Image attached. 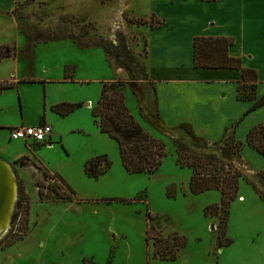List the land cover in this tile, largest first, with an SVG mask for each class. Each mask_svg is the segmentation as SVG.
<instances>
[{
    "label": "rangeland",
    "instance_id": "obj_1",
    "mask_svg": "<svg viewBox=\"0 0 264 264\" xmlns=\"http://www.w3.org/2000/svg\"><path fill=\"white\" fill-rule=\"evenodd\" d=\"M26 1L16 0L15 6L19 5L12 11H0V52L6 53L1 49L8 47L16 54L13 62L2 60L0 79L9 82V73L16 69L19 79L37 78L20 84L9 82L11 87L0 94V148L12 156H25L9 164L20 208L17 213L13 209L7 231L0 238V264H166L152 259V239L173 232L187 241L173 264H264V180L257 176L263 172L249 170L243 163L238 166L243 177L238 192L245 202L242 205L235 199L230 204L226 238L233 244L218 249L219 216L207 218L203 209L218 204L220 194L192 195L190 170L176 164V146L196 144L188 141L181 126L176 127L180 121L166 106L162 107L164 123L176 128H165L159 122L151 85L140 73L145 70L144 55L136 53L144 48V40L126 29L129 24L137 25L132 16H148L147 7L143 9L145 0L137 1L132 16L125 12L131 0ZM0 8H8V0H0ZM160 24L153 18L152 27ZM118 35L127 42L132 66L139 74L132 81L125 69L109 59L113 68L122 71L114 80L125 86V105L127 102L134 119L165 148L166 156L153 175L126 173L116 142L97 131L91 105L84 107L87 100L95 106L101 81H112L114 74L102 48L83 47L101 38L116 43ZM65 69L73 71L71 82H61ZM45 79L51 82L46 84ZM62 100L82 106L65 117L48 108V125L58 136L51 145L33 152L27 149L31 142L26 146L21 139L8 140L9 131L4 127L21 119H35L41 106ZM256 112L264 114V107ZM194 126L197 131L193 134L208 140V122H195ZM232 126L237 125L234 122ZM100 156L109 162L107 171L97 178L86 176L85 163ZM56 192L65 194V199L57 200ZM154 216V222L148 220Z\"/></svg>",
    "mask_w": 264,
    "mask_h": 264
},
{
    "label": "crops",
    "instance_id": "obj_2",
    "mask_svg": "<svg viewBox=\"0 0 264 264\" xmlns=\"http://www.w3.org/2000/svg\"><path fill=\"white\" fill-rule=\"evenodd\" d=\"M15 1L8 0V8H0L3 9L0 11L4 13L12 11ZM137 1L139 0H131L125 9V12H128L130 16L134 14L132 8L137 7ZM143 3V9L147 7L148 16L145 18L132 16L131 18L144 19L148 24L138 26L129 24L126 29L139 37L140 40H144V48L136 50V53H143L144 55L143 64L151 85L153 105L159 122L165 128L173 129L178 126H186L192 132L193 130L197 131L194 126L195 122L202 124L208 122L205 133L208 135L207 141L210 143L220 140L226 130L235 122L237 125L234 132L235 139L244 143L250 129L257 125H264V114L259 115V112H256L264 106L249 113L239 121L242 113L248 109V106L250 108L252 105V103L237 99L236 89L241 81V72L231 69L194 68L192 43L196 37L231 39L233 45L229 48L228 55L240 58L242 68L252 69L257 73L259 82L256 87V99L261 98L264 95V0H186L181 2L145 0ZM152 16L160 21L159 27H150L149 23ZM27 47L28 44L25 47L26 50ZM87 54L93 56L94 53L92 50H88ZM27 56L30 57L29 54ZM8 59L12 62L15 61L16 54L11 52ZM106 61L112 67L108 58ZM1 62L0 66H2ZM112 72L114 74L112 81H114L115 75L122 71L112 67ZM19 73L18 69L15 72H10L9 82L20 84L37 79H19ZM69 73L73 78V71H69ZM71 78L63 79L61 82H71ZM6 81L5 78L0 79V85L9 84ZM112 81L103 80L101 82ZM44 82L49 84L51 81L45 79ZM125 98L127 101L126 95ZM61 102L72 101L62 100L51 105L46 103L43 107L41 106V110L36 111L35 119H21V122L12 123L4 128L9 131L20 126L30 127L40 123L49 124L48 108L51 111L53 106L59 105ZM87 102L86 106L90 107L91 105L92 109L94 104L90 103L91 100H87ZM73 103L80 105L79 108L82 106L78 102ZM246 104L248 105L246 106ZM86 106L84 105V107ZM126 106L128 107L127 102ZM163 106H166L168 112L180 121L176 127L165 125L162 114ZM128 110L134 116L129 107ZM51 128L50 139L52 141L53 138L58 139V136L53 127ZM238 131H241L239 135ZM8 140L11 141L9 138ZM27 149L33 152L37 150L30 149L28 146ZM244 151L247 152L244 157L241 156L242 163L249 170L264 172V156L247 145L242 147L240 155ZM20 158H25L24 153L12 156L6 149L0 148V159L6 163L12 165ZM258 161L262 162L259 163ZM244 185L248 184L244 183ZM236 199L242 205L245 202L240 192H238ZM232 244L228 247H218V249L229 248Z\"/></svg>",
    "mask_w": 264,
    "mask_h": 264
},
{
    "label": "trees",
    "instance_id": "obj_3",
    "mask_svg": "<svg viewBox=\"0 0 264 264\" xmlns=\"http://www.w3.org/2000/svg\"><path fill=\"white\" fill-rule=\"evenodd\" d=\"M28 1L34 0H27L25 4ZM171 1L181 2L186 0ZM102 2H106V0H102ZM18 5L19 3L15 7ZM39 5H44V3H39ZM153 18L152 16L149 23L150 27H152ZM135 21L137 25L148 24L147 21H143L142 19ZM25 38L29 42L27 35H25ZM69 38L78 44L73 37ZM232 45L233 41L224 37L194 38L192 43L193 66L198 69H231L240 71L241 81L236 89L237 99L242 102L252 103L246 112V114H249L264 106V95L256 99V87L259 82L258 75L252 69L242 68L240 58H234L228 55V50ZM88 47L102 48L108 59L114 60L116 66L127 71L130 80H135V77L139 74L137 72L139 69H135L132 66L133 58L129 56L127 42L122 36H117L116 43L102 38L96 39L95 42L83 48ZM1 50H5L6 53L0 52V62L11 56L8 47H2ZM140 73L143 78H147L145 70L140 71ZM64 74V79L68 80L71 78V74L67 69H65ZM10 87L11 85L9 84H1L0 91L9 89ZM124 88L125 86L121 82L115 80L102 84L100 98L91 109L93 123L100 134H105L116 142L120 161L126 173L153 175L158 171L163 158L166 156L165 148L161 141L150 136L130 114L125 105V98L122 92ZM79 107L80 105L78 104L61 103L53 106L51 111L60 117H65ZM235 128L236 126H231L226 130L220 140L210 143L203 138L195 136L189 127L182 126L181 130L186 134L188 141L191 140L196 145H190L189 147V143L186 146H176V164L180 168H188L191 172L188 184L189 192L192 195H199L209 191H217L220 194L218 204L209 205L203 209V215L207 218L219 216V227L221 231L219 232L218 230L217 233L218 247H228L232 244V241L226 238L227 219L230 204L238 195L239 180H243L238 169V166L242 164L240 156L242 147L247 145L258 154L264 156L263 125H257L250 129L244 143L235 139ZM51 144L52 141H48L46 144L30 146V149L34 146L38 149L42 145ZM236 162L240 164L235 166ZM108 168L109 162L106 157L100 156L87 161L83 169L86 176L97 178L105 173ZM44 173L47 174V170ZM257 176L261 181L264 180V172L262 174L258 173ZM52 177L56 179L55 175ZM58 181L57 183L63 184L62 180ZM249 184L254 188L251 183ZM65 188L68 189L67 187ZM38 195L41 199L42 194L40 191ZM258 195L262 200L261 195ZM56 197L57 200H63L65 199V194L56 192ZM148 216L150 215L148 214ZM155 218L157 217H149L148 220L154 222L153 219ZM153 228L152 226L151 231H153ZM186 245V239L175 232L166 238H161L160 236L155 237L152 239L151 244L152 259L161 263L173 264L176 262L179 252Z\"/></svg>",
    "mask_w": 264,
    "mask_h": 264
},
{
    "label": "water",
    "instance_id": "obj_4",
    "mask_svg": "<svg viewBox=\"0 0 264 264\" xmlns=\"http://www.w3.org/2000/svg\"><path fill=\"white\" fill-rule=\"evenodd\" d=\"M16 197L15 176L10 165L0 159V238L7 231L11 222Z\"/></svg>",
    "mask_w": 264,
    "mask_h": 264
},
{
    "label": "built area",
    "instance_id": "obj_5",
    "mask_svg": "<svg viewBox=\"0 0 264 264\" xmlns=\"http://www.w3.org/2000/svg\"><path fill=\"white\" fill-rule=\"evenodd\" d=\"M51 133L52 130L48 124L40 123L36 126H20L10 129L9 139L11 141L21 139L25 142L26 145L28 142H31L32 145H40L46 144L48 141H51ZM28 147L30 146L28 145Z\"/></svg>",
    "mask_w": 264,
    "mask_h": 264
},
{
    "label": "flooded vegetation",
    "instance_id": "obj_6",
    "mask_svg": "<svg viewBox=\"0 0 264 264\" xmlns=\"http://www.w3.org/2000/svg\"><path fill=\"white\" fill-rule=\"evenodd\" d=\"M18 201H17V199H16V204H15V207H14V209H15V213H17L18 211H19V208H20V206H19V204L17 203Z\"/></svg>",
    "mask_w": 264,
    "mask_h": 264
}]
</instances>
